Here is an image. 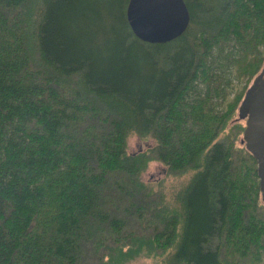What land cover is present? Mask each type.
<instances>
[{
    "label": "trees",
    "instance_id": "obj_1",
    "mask_svg": "<svg viewBox=\"0 0 264 264\" xmlns=\"http://www.w3.org/2000/svg\"><path fill=\"white\" fill-rule=\"evenodd\" d=\"M184 1L188 30L162 44L134 34L130 0H0V264H264L236 121L264 0ZM133 129L157 146L131 153ZM152 161L183 180L171 198L142 179Z\"/></svg>",
    "mask_w": 264,
    "mask_h": 264
},
{
    "label": "water",
    "instance_id": "obj_2",
    "mask_svg": "<svg viewBox=\"0 0 264 264\" xmlns=\"http://www.w3.org/2000/svg\"><path fill=\"white\" fill-rule=\"evenodd\" d=\"M128 19L137 38L165 44L188 30L191 15L184 0H130ZM236 121L245 122L242 144L257 162L264 202V66L247 90Z\"/></svg>",
    "mask_w": 264,
    "mask_h": 264
},
{
    "label": "rangeland",
    "instance_id": "obj_3",
    "mask_svg": "<svg viewBox=\"0 0 264 264\" xmlns=\"http://www.w3.org/2000/svg\"><path fill=\"white\" fill-rule=\"evenodd\" d=\"M252 84V82H251ZM244 122V121H241ZM245 123V122H244ZM149 144L144 143L138 150H145ZM138 150H132L131 153H135ZM149 164H152V167L149 168V165L145 172L143 173L142 179L145 181V183L148 184H155L157 188H159L158 183L162 180H164L162 189L166 192L167 196L171 198L173 193L177 191L178 188H180L183 185L182 179H176L173 176H168L166 174V169L162 164L158 162H150ZM173 177V178H172ZM186 181V180H185ZM129 264H160L156 262V260L140 256L134 261L130 262Z\"/></svg>",
    "mask_w": 264,
    "mask_h": 264
},
{
    "label": "clouds",
    "instance_id": "obj_4",
    "mask_svg": "<svg viewBox=\"0 0 264 264\" xmlns=\"http://www.w3.org/2000/svg\"><path fill=\"white\" fill-rule=\"evenodd\" d=\"M144 143L151 144L153 147L157 146L158 144V142H153V138L151 136H139V134L134 129L130 130L126 136V145L129 151L138 150ZM151 167L152 164H149V168Z\"/></svg>",
    "mask_w": 264,
    "mask_h": 264
}]
</instances>
